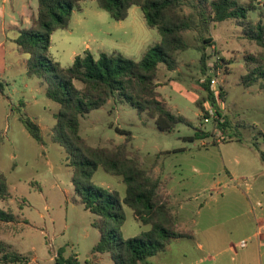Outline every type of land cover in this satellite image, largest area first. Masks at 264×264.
<instances>
[{
    "label": "rangeland",
    "instance_id": "374dc122",
    "mask_svg": "<svg viewBox=\"0 0 264 264\" xmlns=\"http://www.w3.org/2000/svg\"><path fill=\"white\" fill-rule=\"evenodd\" d=\"M239 1L243 6L253 5L247 14L249 21L264 22L263 4L259 5L257 0ZM80 8L73 10L68 27L57 29L51 37L50 55L63 67L72 65L73 53L82 54L89 48L95 54L117 51L140 61L144 53L161 40L157 29L147 25L139 7H132L128 17L121 21L114 20L94 0L80 2ZM186 13L190 14L191 10L186 8ZM203 27L197 19L193 20L191 30L184 34L189 49L179 52L173 70L160 64L157 77L158 82H167L162 84L165 88H160L166 106L173 113L186 117L190 126H178L171 133L161 132L147 113L139 115L131 106L114 100L80 119V134L87 145L112 150L126 144L131 157H137L142 168L153 177L161 178L160 192L164 201L171 202L168 192L172 189L179 203L191 209V213H175L177 224L181 225L187 216L194 218L198 222L195 231L201 239L212 230L224 236L233 232L236 224L246 218H235L242 211L250 210L253 217L260 212L253 199V204H249L247 197L241 201L244 210L238 211L230 200L229 191L223 187L211 190L214 178L219 173L232 172L236 167L235 158L250 152L249 147L253 148L250 157L254 156L250 158L251 170L259 167L264 170L261 159L264 154V81L249 88L241 85L245 56L264 54V47L248 39L234 21L210 24L209 33ZM201 37L214 38V46L208 48V53L225 60V69L218 78L219 85L225 89V106L220 110L232 126L234 123L248 125L249 131L234 126L230 132L234 135L238 131L240 140L233 136L232 141L213 145L210 137L203 146V140L192 143L184 139L194 135L196 129L215 133V123H204L196 106L201 98L197 84L204 77L200 67ZM23 57L26 59L25 55ZM18 61L14 54L0 50V172L6 175L10 191L8 199L0 198V208L16 216L11 223L0 221V240L15 237L14 245L21 253L33 250L41 259L48 257L53 248L66 245L69 248L74 243L82 259L100 233L92 226L95 216L77 202L76 180L72 168L67 165L65 148L51 138L56 124L54 114L60 106L46 97V85L42 80L29 78L26 65ZM170 77L172 84L167 81ZM22 114L38 122L44 134L43 144L36 142L21 123ZM249 137L258 139L257 144L246 140ZM93 182L117 192L121 199L126 194L122 178L101 168L95 172ZM263 187L264 179H256L251 196L257 197ZM210 196L213 198L208 199ZM173 207L180 210L178 206ZM124 210L126 220L121 229L122 237L142 236L149 226L139 223L130 208L124 206ZM209 210H217L216 215H209ZM172 247L168 257L174 259L180 257L183 250L197 253L193 239L175 242Z\"/></svg>",
    "mask_w": 264,
    "mask_h": 264
},
{
    "label": "trees",
    "instance_id": "16d2710c",
    "mask_svg": "<svg viewBox=\"0 0 264 264\" xmlns=\"http://www.w3.org/2000/svg\"><path fill=\"white\" fill-rule=\"evenodd\" d=\"M82 1L38 0V14L33 17L32 26L19 31L14 44L26 56L27 76L42 80L46 85V97L60 106L54 114L56 124L51 138L68 154L67 165L72 168L76 180L77 202L95 216L92 226L99 231L100 238L93 246L92 254H108L113 264H145L149 258L166 251L174 239L190 236L178 230L176 215L160 192L161 178L153 177L142 168L137 157H131L126 144L112 150L87 145L80 134V119L114 100L131 106L139 115L147 113L161 132L171 133L178 126H190L191 122L172 113L159 99L156 81L159 65L164 64L168 70L176 67L179 52L189 49L184 34L191 30L194 19L205 26L203 28L208 33L210 24L234 21L248 39L261 47H264V22L255 24L249 21L247 14L254 7L252 4L243 6L239 0H94L116 21L125 20L132 7H139L147 25L157 29L161 40L148 49L140 61L117 51L102 52L96 57L87 49L75 57L71 66L63 67L50 55L51 37L57 29L68 27L73 10H81ZM186 8L191 10L190 14L186 13ZM201 39L200 67L202 75L207 78L201 84L204 93L196 106L204 119L207 115L205 102L210 100L216 107L210 90L212 76H208V64L214 59L208 48L214 46V40L211 37ZM221 61L225 62L223 58ZM244 61L245 74L241 77V85L249 88L264 81V54L247 55ZM219 89L224 99L225 89L222 85ZM20 121L31 137L43 144L44 135L37 121L26 114L21 115ZM229 124L225 115L217 129L228 133ZM212 136V132L196 129L194 135L184 139L193 143ZM1 143L0 136V146ZM262 156L264 158V154ZM99 168L122 178L126 186L122 199L117 192L93 182ZM9 197L8 179L0 172V198L6 200ZM124 206L132 210L139 223L149 226L142 236L122 237L121 229L126 220ZM15 219L14 213L0 208V221L11 223ZM29 259L0 240V264H26ZM54 264L81 263L76 254L66 257L62 247L57 251ZM85 264L93 262L89 260Z\"/></svg>",
    "mask_w": 264,
    "mask_h": 264
},
{
    "label": "crops",
    "instance_id": "0c3cea01",
    "mask_svg": "<svg viewBox=\"0 0 264 264\" xmlns=\"http://www.w3.org/2000/svg\"><path fill=\"white\" fill-rule=\"evenodd\" d=\"M37 14L38 5L36 4V0H0V50L4 51L5 54H14L19 59L18 62H22L25 65L26 59L23 57L24 55L17 50L14 40L18 37L19 31L23 29H29L32 26L33 17L37 16ZM88 50H90L96 57L102 53L100 52L99 54H95L90 48ZM77 55L79 54H72V63L74 62V59ZM166 69L168 70L167 67ZM203 78L199 80L200 83ZM167 81L168 83L172 84V77L168 78ZM157 83L159 84L157 88L160 94L159 99L166 106L165 99L162 97L160 88H165L166 85L162 84H166L167 82L161 83L157 81ZM200 83L197 84V91L202 96L204 93V88ZM199 115H201V112ZM234 126L249 131L247 124L244 126L242 124L239 125L234 123ZM234 126L231 124L229 125L228 134L230 136H236L235 139L240 140L241 137L239 136L238 131L234 135L230 134ZM262 137L264 141V135ZM258 138L261 139V136ZM233 139L234 137L230 141ZM246 140H253V142H256V144L258 142V139L253 137H249ZM252 149L253 148L249 147L250 152L253 151ZM250 152H246L242 155L239 154L235 158L236 167H234V170L232 171L233 173L229 171H225V173H219L212 182L211 190H215L218 187H223L226 191H229L231 193L230 200L238 207V211L244 210L241 201L247 197L249 199V204H253L254 202L256 206H259V215H257V217H253L250 210L242 211V213L236 215L235 218H246H244L245 220H240L236 224L233 232L224 236V234H220L219 231L212 230L207 232L203 239L198 238L196 234L197 232L195 231V228L198 226V222L194 218H188L186 215L187 217L184 219L186 221L181 222V225H178V228L184 231V233L188 234L190 237L174 239L167 247L166 251L149 258L145 264H264V204L262 203V199H264V187L259 189L257 197L251 196L255 180L264 179V170H262L261 167L256 168V171L251 170L252 166L250 158H254V156L251 154L250 157ZM261 159L264 161L262 155ZM240 179L243 180L241 181ZM168 194L170 197H172V200L169 204L173 208L174 214L191 213V209L187 208L185 205H181L182 203H179L172 189H169ZM209 198L213 197L210 196L208 199ZM173 206H178L180 210L176 211ZM216 212L217 210H209L208 214L214 217ZM99 238H96L93 241L94 243L90 247V250L83 254L82 259L79 258L80 254L76 252L77 248L74 243H72L69 248H67V245L65 247L61 246L59 248H65L66 257L76 254L81 264H85L89 260H92L93 264H113V261L108 254H92V248L98 242ZM183 239H193L197 253H193L190 249H188L181 251L182 255L176 259H174L173 256L168 257L169 253L173 251L172 246L174 243H179ZM6 240L7 239H5V242L7 244L11 245L14 250L21 253V251L14 245L15 237L13 239H8V241ZM59 248H53V250H50V255L48 257H44L43 259L38 257L33 250L21 254L29 256V262L26 264H54V260Z\"/></svg>",
    "mask_w": 264,
    "mask_h": 264
},
{
    "label": "built area",
    "instance_id": "2783aa9c",
    "mask_svg": "<svg viewBox=\"0 0 264 264\" xmlns=\"http://www.w3.org/2000/svg\"><path fill=\"white\" fill-rule=\"evenodd\" d=\"M259 5L264 4V0H257ZM223 61H221L220 56H215V58L209 62L208 67H209V72L208 76H212V82L210 86V90L214 95L215 101H216V107H214L211 104V101L205 102L204 106L206 108L207 115L203 119L204 123H210L214 122L215 123V133L212 132L213 136V142L219 144V143H224L230 140L229 135L226 132L220 131L218 128V123L224 121V116L226 115L225 113H222L220 108L224 109L225 103L223 101V98L221 97V91L219 89V82L218 78L221 75L222 72V67H223ZM207 76L204 77L201 80V83H204L206 80ZM218 110H220V114L218 113ZM203 146L207 145L205 140H203ZM215 192V191H214ZM219 192V191H217Z\"/></svg>",
    "mask_w": 264,
    "mask_h": 264
}]
</instances>
